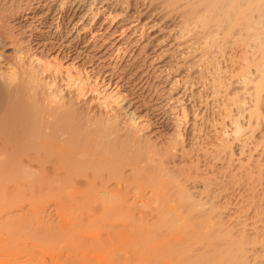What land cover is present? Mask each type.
Here are the masks:
<instances>
[{
    "label": "rangeland",
    "instance_id": "1",
    "mask_svg": "<svg viewBox=\"0 0 264 264\" xmlns=\"http://www.w3.org/2000/svg\"><path fill=\"white\" fill-rule=\"evenodd\" d=\"M261 15H264V0H0V19L10 31L6 48L0 47V51L9 57L0 60V73L16 75L31 61H34L32 66H37L41 71L49 61L52 65L60 64L79 72L88 88L91 85L95 89L110 86V90L120 93L125 101L112 111L117 113L118 118L108 123L109 128H115V132L111 130L115 135L123 131L120 133L126 142L129 140L126 134L129 133L139 140L142 138L135 141L137 143L138 140L142 146L143 142L148 143L143 149L141 147L143 155L147 152L145 155L153 156L148 157L149 160H156L154 163L147 160L140 164L142 167L145 163L142 168H146L145 172L152 166L155 169H148L153 171H147V174L156 173V177L152 175L146 181V178L135 175L141 168L137 169L139 162L133 165L135 153L137 155L134 145L117 153L120 166L115 173L123 174L129 184L124 179L115 178L114 171L109 169L111 164L106 163L110 157H102L104 164L110 167L102 165L103 161L94 157L101 159V147L96 150L92 145L90 149L93 148L94 153L87 148L91 154L85 147L78 148L76 151L80 150L81 157L87 156L92 162L81 158L86 164L82 170L74 164L76 169L70 162V170L73 171L75 167L74 170H79L81 174L71 171L75 174L72 176L74 179L70 178L71 175H65V181L69 178L68 181L71 179L81 185L87 184V179L92 176L84 169L89 170L94 160L98 168L107 167L104 175L102 168V174L97 172L106 182L102 185L105 190L103 188L101 193H69L70 190L51 193L48 189L54 182L49 181V187L45 188L42 182L39 183L43 171L39 172L37 161L31 163V168L25 165L22 157L18 162L13 159L14 162L12 160L9 165L10 161L1 158L4 161L0 166L4 169L0 168V173L3 170L0 176V264H264V126L256 125L253 121L251 124L248 121L240 124L243 132L250 131V135H247L253 144L249 145L251 149L245 148L243 159L237 163L240 155L231 138L222 143L220 141L221 144L211 142L209 125L211 122H221L224 114L216 113L213 97L204 93L207 71L217 64L214 62L212 65L211 62L218 61L222 52L228 57L230 55V60L239 61L236 62L238 67L233 59L228 64L220 59L222 66H228L226 69L230 74L235 75L240 71L243 61L247 60L250 66L253 64L251 68L254 62L258 64L264 53V16L262 18ZM233 62L236 70L231 65ZM229 67L233 70H229ZM44 75H40V84L46 90H41L42 93L48 90L49 94V98L43 96L44 100L63 102L66 98H73L74 91L70 90L71 94L65 90L60 79L55 80L52 87L50 84L54 78ZM232 87L228 88L230 95L228 93L227 99L231 97L237 100L241 88ZM61 96L65 99L62 100ZM95 97V94L87 93L79 105L84 109L83 115L93 113V117L89 116L91 121L97 118L96 113H103L95 105ZM198 97L203 98V105ZM90 102H93L92 105ZM247 104L250 110L254 108L253 111L249 110L252 114L259 110L257 113L264 119L262 102L257 110L256 103ZM228 112H231L229 108ZM231 113L234 115L235 112ZM195 116V128L204 134L205 139L208 137L210 143L204 141L203 137L197 139V132L193 135L186 126L193 123ZM239 119L241 121L242 118ZM134 123L142 126L143 131L137 128L138 132L135 133L129 129ZM88 128L92 129L91 124ZM113 134L109 136L114 138ZM208 143L216 146L211 148ZM3 147L9 152L13 149ZM27 150L24 153L26 159L32 155L31 158L37 159L38 152L44 151L41 149L36 154L37 149H32V153L30 149V153ZM62 150L64 148L61 153ZM48 151L51 152V149ZM86 152L87 155L82 156ZM51 155L48 160L51 159L50 164H54L52 162H56L57 154L56 157ZM129 159V164L124 163ZM21 160L25 164H20V167L18 164ZM87 164H90V168ZM96 165L90 171H96ZM97 170L100 171V168ZM37 173H41V177ZM82 173L84 176L89 173L90 177L86 178ZM97 173L95 176H98ZM161 177L167 180L166 183L161 181ZM54 186L59 185L54 183Z\"/></svg>",
    "mask_w": 264,
    "mask_h": 264
},
{
    "label": "bare ground",
    "instance_id": "2",
    "mask_svg": "<svg viewBox=\"0 0 264 264\" xmlns=\"http://www.w3.org/2000/svg\"><path fill=\"white\" fill-rule=\"evenodd\" d=\"M5 16V15H4ZM262 16V15H261ZM264 16V15H263ZM263 16H262V18H263ZM260 18V17H259ZM2 20L0 19V47L1 48H6L5 46H7V44H8V35H9V29H7V27L5 26V25H7V24H3L2 22H1ZM249 21V20H248ZM263 21V20H262ZM258 22V21H257ZM261 22V21H260ZM250 23V22H249ZM253 23V22H252ZM263 23V22H262ZM244 24V23H243ZM261 24V23H260ZM246 26V25H245ZM256 26V25H255ZM259 26V25H258ZM262 26V25H261ZM264 26V25H263ZM248 27V26H247ZM253 27V26H252ZM264 28V27H263ZM246 29V28H245ZM248 29V28H247ZM251 29V28H250ZM190 30V29H189ZM249 30V29H248ZM254 30V29H253ZM105 31V30H104ZM250 31V30H249ZM256 31V30H255ZM254 31V32H255ZM259 31V30H258ZM263 31H264V29H263ZM125 33V32H124ZM121 34V33H120ZM181 34V33H180ZM182 34H183V32H182ZM250 34V33H249ZM184 35V37H185V34H183ZM180 36H182V35H180ZM251 36H252V34H251ZM143 38V37H142ZM209 38V37H208ZM182 39V38H181ZM181 41V40H180ZM264 41V40H263ZM245 43V42H244ZM253 43V42H252ZM239 45V44H238ZM248 46V45H247ZM251 46V45H250ZM239 47V46H238ZM248 48V47H247ZM251 49V48H250ZM1 50V49H0ZM216 50V49H215ZM224 50V49H223ZM220 51H222V50H220ZM234 51V50H233ZM243 51V50H242ZM260 51V50H259ZM6 52V51H5ZM247 52V51H246ZM252 52V51H251ZM253 52H254V50H253ZM262 52H264V51H262ZM229 53V52H228ZM240 53V52H239ZM8 54V53H7ZM215 54V53H214ZM226 53L224 52V54H223V52L221 53V58L219 57L218 58V61H213V62H211V64L212 63H216L217 62V64H212V65H210V66H212V68L210 69H208V71L207 72H209L208 73V75H207V78H206V81L204 82V84H205V89L206 90H204V93H206V95L208 96V95H211L210 97H213V107L215 106L216 107V113H218V114H224V116L222 115V117L220 118L221 119V122H211L210 123V127L208 128V130H209V133H210V139H212V144H213V142L214 143H220V141H221V143H222V141L223 140H228L229 138H231L232 140H233V143H234V147L236 148V150H238L239 151V155L241 156H239V158H237L238 160H237V163H239V162H241V160L243 159V157H244V154H245V152H244V150H245V148H247V147H249V145H251V144H253V142H251V137H250V139H249V133H250V131H249V133H245V132H243V130L244 129H242L241 130V123L242 122H245V121H248V123H252V121L254 122V123H256V125L258 124H260V126L261 125H263L264 126V119L262 118V116H260V114H258L257 113V111H259V110H257V107H259V104H261V102L264 104V58H262L263 56H264V53L263 54H261L262 55V61L260 62V64H259V61H260V59L258 60V64H255V62H254V66H253V68H251V66L253 65H247L248 64V62H247V60L246 61H243V59H245L244 57H243V59L241 60V61H243L242 63H243V65L241 66V63H240V66H241V70L240 71H238L235 75H233L234 73H229L227 70L228 69H226V68H228V66L227 65H221L222 63H221V60H222V62L223 63H225V64H228V63H231L230 61H232V59L230 60V55H229V57L227 56V55H225ZM244 54H245V52H244ZM253 54V53H252ZM29 55V54H28ZM258 55V54H257ZM256 55V56H257ZM260 55V56H261ZM249 56V55H248ZM31 57V56H30ZM203 57V56H202ZM232 57V56H231ZM255 57V56H254ZM253 57V58H254ZM23 58V57H22ZM32 58V57H31ZM46 58V57H45ZM251 58V57H250ZM252 58V59H253ZM1 59H4V60H7V59H9V57L7 56V55H5L4 54V51H0V60ZM33 59H34V57H33ZM206 59V58H205ZM221 59V60H220ZM19 60H21V59H19ZM53 60H54V58H53ZM56 60V59H55ZM200 60V59H199ZM203 60V59H202ZM207 60V59H206ZM219 60H220V63H219ZM237 60V59H236ZM249 60V59H248ZM23 61H25V60H23ZM22 61V62H23ZM43 61V60H42ZM233 61L235 62V60L233 59ZM251 61V60H250ZM21 62V61H20ZM49 62V61H48ZM44 62L45 63V65L42 67V70L40 71L39 69H37L36 67H34V66H32V63H34V61L32 62L31 61V63L30 64H28L27 66L28 67H24L23 65L25 64V63H23L22 64V66L25 68H21V63L19 64V66H20V70L18 71V72H16L17 74L16 75H13V74H2V73H0V164L2 163L1 161L3 160V159H5V161H10V162H8V164H7V162L5 163V165L7 164V165H9V163H12L11 161L14 159V160H17V162H18V160H20L21 159V157H22V159L26 162V164H25V162H23V160H21L20 161V163L18 164L20 167H21V165L23 164H25L26 166L27 165H29L28 167H31L32 168V164H33V162H38L39 163V165L38 166H40V168L38 169V170H40L39 172H42L43 173V175L41 174V173H37L39 176H40V174L42 175V181H39V183L40 182H42V184H43V186H44V188L46 187V186H48L49 187V185H48V182L50 181V182H54V183H56V185H57V183H58V185L59 186H54V183H52L53 185H51L50 184V188L48 189V191H56L57 193H59V192H62V193H64V191L65 190H70L69 191V193L72 191H74L75 193H83L84 191L85 192H88V193H98V192H100V191H102V189L103 190H105V187L104 186H102V185H104L106 182H103V178H100L101 176V174H102V172H101V170L103 169L104 171H103V174L102 175H104V172L106 171L105 170V167L104 168H102V166L100 167L99 166V168H100V171H98L97 169H99L98 168V166L96 165V164H94V160H93V165L92 166H90L89 167V165L87 164V166L90 168L89 170L88 169H84L85 171L87 170L88 172H91L90 173V175L92 176V177H90L88 174H86L85 176H86V178H87V176H89L91 179H87V180H85V182L87 183V184H84V185H81V184H79V183H77L76 181H74V182H72L71 181V179H70V181H68L69 180V178L67 179L66 178V181H65V177H67L68 175H71L70 176V178H73L72 176H74L73 175V173L74 172H77L78 171V173L79 174H81L80 172H79V170H74V168L76 167V166H78V168H81V170H82V168L86 165L85 164V161L83 162V161H81V158L82 159H84V160H88V162L90 161V163L92 162L86 155H87V152L86 153H84L85 155H82V156H86L85 158L84 157H81V154L79 153L80 152V150H79V152L78 151H76V150H78V148H83V147H85L86 149L87 148H89L90 149V147H92V145L93 146H95L96 147V150H98V148L99 147H101L100 148V154H99V152H97L99 155H101L102 154V156H101V159L100 158H98V156H94V157H97L96 159H98L99 161H103L102 162V165L104 164V161H105V159L106 158H108V157H110V160H107L106 159V163L108 162V164H111V168H109L110 170L112 169L114 172V176H115V178L117 179V180H126L125 182H127V179H125V178H123V174H121V175H119L118 174V171L115 173V169H118L119 170V168H118V166H120V164H119V156H118V154L117 153H121L122 151L124 152L125 150H127V149H129L130 148V145H134V152H137V155H136V153H135V155H134V152L132 153V155H134L135 156V159L137 160V157L138 156H140L139 158H138V160L136 161L135 159H132V160H135L134 161V163H133V165L135 166V165H137V162H139V166L137 165V169H140L141 168V170L139 171H134V172H136L135 173V175L136 174H138V177L139 178H143V179H145L146 178V181H147V179H149V178H151L152 177V175H154V174H156V173H154V174H151V173H149V174H147V171H153V170H155V169H153L152 167V169L153 170H148L150 167V165L149 164H146V165H148L147 167H149L148 169H147V171L145 172V170H146V168L144 167V169L145 170H143L142 168H143V166H145V163L146 162H148V161H150V160H153V159H148V157L149 156H147V155H145L147 152L146 151H148L149 150V148L151 147V145L149 146V148L148 149H146L145 150V154L143 155V153H144V150H141V147H142V149H143V147L145 146V144H147L148 145V143H145L144 144V140L142 141L143 143V146L141 145V143L140 142H138V140H139V138H137L136 136H134L133 137V135H131L132 133H129V134H126V137H128L129 138V140L127 139V141L128 142H126V140H124L125 139V137H124V139L122 138V136H121V133H123V131H120V132H118L119 130H116V132H118L119 133V135L118 136H116L118 133H116V135L115 134H113L114 132H115V128L113 127V129L112 128H109V126H108V123H110V121L114 118L115 120L118 118L117 117V113L116 112H112L114 109H116V107H118L119 106V104H121V102H123V101H125L124 99H123V97L120 95V93H118L117 91L115 92L114 90H110V86H107V88L106 87H104V88H102V89H95V88H92L93 86L91 85L90 87L91 88H88L86 85H85V80L83 79V77H81V76H79V72L78 73H76V72H74V70L73 69H70V68H66L65 66H62V65H60V64H55V65H52L51 64V62ZM202 63L204 62V61H201ZM207 62V61H206ZM205 62V63H206ZM234 62L231 64V65H234ZM237 62V61H236ZM235 62V63H236ZM239 62V61H238ZM237 62V63H238ZM245 62V63H244ZM247 62V63H246ZM44 63H42V64H44ZM236 63V64H237ZM41 64V65H42ZM54 64V63H53ZM210 64V63H209ZM251 64V63H250ZM18 65V64H17ZM205 65V64H204ZM230 65V66H231ZM238 65V64H237ZM26 66V65H25ZM208 66V65H207ZM65 67V68H64ZM225 67V69H223ZM236 66L234 65V69L236 70V68H235ZM238 67H239V65H238ZM16 68V67H15ZM19 68V67H18ZM230 69L229 70H233L232 69V67H229ZM40 69H41V67H40ZM76 69V68H75ZM238 70H239V68H237ZM25 70V71H24ZM205 71V70H204ZM41 73L42 74H47V75H49L48 77H52V78H54V80H53V83H51L50 85H52V87H53V85H54V82H55V80H57V79H60V81L61 82H63L64 83V88H65V90H67V91H69L70 92V90H73L74 92H73V94H75L74 96H73V98H71V99H65V98H63L62 96V100H64L65 99V101H63V102H61V101H54V100H50V99H46V100H44L43 99V96H44V98L47 96V95H49L48 94V90L47 91H45V92H47V94L45 93H42L43 91L42 90H44L43 89V84L41 85L40 83H42V81H40L41 79H40V75H41ZM207 74V73H206ZM44 75V76H45ZM42 79H43V77H42ZM85 81H83V80ZM87 80V79H86ZM104 81V80H103ZM50 82V81H49ZM45 83V82H44ZM95 84V83H94ZM179 84V83H178ZM40 85L42 86V87H40ZM61 85V84H60ZM88 85V84H87ZM96 85V84H95ZM203 85V84H202ZM45 86H46V84H45ZM44 86V87H45ZM230 86L232 87V88H234V86H237V88L235 87V89H239V88H241L240 90V94H239V96L237 95V100H233L231 97V99L229 98V99H227V97L230 95V93L228 92L229 90H228V88H230ZM109 87V88H108ZM186 87V86H185ZM203 87V88H204ZM41 88H42V90H41ZM60 88V87H59ZM62 88V87H61ZM64 88H63V90H64ZM188 88V87H187ZM117 89V88H116ZM231 89V88H230ZM46 90V89H45ZM61 90V89H60ZM59 90V91H60ZM113 91H114V93H116V94H114L113 93ZM206 91V92H205ZM203 92V91H202ZM239 92V91H238ZM71 93V92H70ZM87 93H92V95L93 94H95L96 95V97L94 98L95 100H94V102H95V105L96 106H98L99 108H101L102 109V111H103V113H102V111H101V113L102 114H99L100 115V117L98 116V114L96 113L95 115H97V118L96 119H92L93 121H91L90 120V118H89V116L91 115L92 116V114L93 113H91L90 115H87L86 113V115H87V117H86V115L84 114L83 115V111H84V109H83V107L81 108L80 106H81V100L83 99V98H85V96L87 95ZM228 93H229V95H228ZM43 94V95H42ZM60 94V93H59ZM58 94V95H59ZM72 94V93H71ZM52 94H50V96H51ZM205 95V96H206ZM53 96H55V95H53ZM48 97V96H47ZM46 97V98H47ZM93 97V96H92ZM200 97V96H199ZM199 97H198V99H199ZM239 97V98H238ZM49 98V97H48ZM50 98H52V96L50 97ZM55 98L57 99V96H55ZM125 98V97H124ZM127 98V97H126ZM209 98V97H208ZM207 98V99H208ZM210 99L211 98H209V101H210ZM58 100H59V98H58ZM60 100H61V98H60ZM203 101V98L201 99H199V102H200V104H201V102ZM229 100V101H228ZM92 101V100H91ZM178 101H180V100H178ZM178 101L176 102V104L178 103ZM206 102H208V100L206 101ZM222 102V103H221ZM256 103L255 105H256V109L255 110H257V111H254V114H252L253 112H250V111H253V109L252 110H250L249 108L250 107H248L247 105V103ZM89 103V102H88ZM92 103L93 102H90V105H92ZM180 103V102H179ZM210 103H212V102H210ZM209 103V104H210ZM214 103H215V105H214ZM83 104V103H82ZM123 104V103H122ZM125 104V103H124ZM128 104V103H127ZM169 104V103H168ZM80 105V106H79ZM178 105V104H177ZM202 105H203V102H202ZM250 105V104H249ZM262 105V104H261ZM260 105V106H261ZM88 106H89V104H88ZM94 106V105H93ZM95 106V107H96ZM212 106V105H211ZM250 106H252V105H250ZM264 106V105H263ZM97 107V108H98ZM172 107V106H171ZM178 107V106H177ZM86 108H88V107H86ZM85 108V109H86ZM90 108V107H89ZM180 108V107H179ZM228 108H229V111H231V112H235L234 113V115H233V113H229L228 112ZM100 109V110H101ZM212 109V108H211ZM88 110H90L91 111V109H88ZM93 110H94V108H93ZM215 110V108L213 109V111ZM250 110V111H249ZM85 111H87V110H85ZM89 111V112H90ZM114 113H116V115L114 114ZM180 113V112H179ZM214 113V112H213ZM260 113V112H259ZM217 114V115H218ZM238 115V117H236ZM90 116V117H91ZM242 116V117H241ZM93 117V116H92ZM96 116H94V118H95ZM117 117V118H116ZM239 117L240 118H242L241 119V121H240V119H239ZM179 118V117H178ZM183 118H181V120H182ZM197 120V118H196V116L194 117V120H193V123H191V124H187L186 126H188V128L190 129V131L191 132H193V135L197 132V134H196V136H197V139H198V137H203L204 136V134H202L201 133V131L199 132V131H197V129L195 128V121ZM113 121V120H112ZM116 122V121H115ZM114 122V123H115ZM180 122V121H179ZM178 122V123H179ZM146 124H147V122H145ZM91 124V126H92V129H90V128H88V125H90ZM111 124H113V122H111ZM110 124V125H111ZM135 124V125H134ZM133 125L134 126H132L131 128H129V129H131L133 132H135V133H137L138 131H143V127L142 126H136V123H134ZM181 124V123H180ZM186 124V123H185ZM143 125H145V124H143ZM148 125V124H147ZM111 126H113V125H111ZM131 126V125H130ZM94 127V128H93ZM139 130H138V129ZM261 128V127H260ZM129 129H127V132H129ZM264 129V128H263ZM111 130H114V132L113 131H111ZM138 130V131H137ZM200 130V129H199ZM196 131V132H195ZM126 132V131H125ZM131 132V131H130ZM140 133V132H139ZM203 133H204V131H203ZM111 134H113L114 135V138H111L110 136H111ZM247 134H249V135H247ZM110 135V136H109ZM112 135V136H113ZM127 135H129V136H127ZM143 135V134H142ZM116 136V137H115ZM119 136H121V137H119ZM123 136H125V135H123ZM140 136V135H139ZM196 136H194V138L196 137ZM207 136H209V134H207ZM134 138V139H133ZM138 139L137 140V143H136V141H135V139ZM204 138V141L206 140L207 142H209L208 140H207V138L208 137H206V139H205V137H203ZM141 140H142V138H141ZM141 140H139V141H141ZM113 143V144H110V143ZM210 143V142H209ZM209 143L207 144V145H209ZM220 143V144H221ZM3 144V145H2ZM135 144L137 145L136 147H135ZM216 144H214L215 146H216ZM8 146L9 148L11 147V148H13L12 150H10L11 152H9L8 151V149L7 150H5L6 149V147H5V149H4V147L2 148V146ZM147 145H146V147L145 148H147ZM214 145H212L213 147H214ZM51 146L53 147V148H55V150H56V152H55V150L53 149V148H51ZM210 146V145H209ZM212 146H210L211 148H212ZM224 146H225V144H224ZM257 146V145H256ZM155 147V146H154ZM203 147V146H202ZM62 148H64V150H62V153H63V155H60V153H61V149ZM84 148V149H85ZM137 148H139V149H137ZM144 148V149H145ZM210 148V149H211ZM216 148V147H215ZM219 148H220V146H219ZM250 148V147H249ZM29 150L30 149V152L32 151V149H37V150H35L36 151V154H37V152L39 151V150H44V151H47V152H42V151H40V152H38V153H40V154H38V155H40V157L37 155V157L38 158H41V160L40 159H35V157L34 158H31V157H28L29 155L26 153L25 155H28L27 157H28V159H26V157H24V153H25V151L26 150ZM49 149H51V152H55V153H51V152H49L48 150ZM53 149V150H52ZM109 149V150H108ZM135 149H137V151L135 150ZM151 149V148H150ZM207 149V148H206ZM251 149V148H250ZM256 149V148H255ZM259 149V148H258ZM27 150V152L28 153H30L29 151ZM88 150V149H87ZM91 150V149H90ZM92 150H93V148H92ZM91 150V151H92ZM132 150V149H131ZM138 150H139V153H138ZM224 150H227L226 148L224 149ZM264 150V149H263ZM34 151V150H33ZM64 151V152H63ZM67 151H68V153H67ZM110 151V152H109ZM140 151H143V152H140ZM150 151H152V150H150ZM149 151V152H150ZM157 151V150H156ZM170 151V150H169ZM203 151V150H202ZM209 151V150H208ZM252 151V150H251ZM257 151V150H256ZM43 154H42V153ZM57 152H60V153H57ZM81 152H83L82 150H81ZM88 152H89V150H88ZM93 152V151H92ZM95 152V151H94ZM93 152V153H94ZM155 152V151H154ZM163 152V151H162ZM32 153V152H31ZM46 153H50L49 155L50 156H52L51 154H53V156L54 157H56L57 156V159H55L54 157V159L56 160V162L54 161V162H52V163H54V164H50V162H49V160H51V159H49L48 160V158L50 157L49 155H47V156H45V154ZM61 153V154H62ZM65 153H66V155H65ZM77 153H79V154H77ZM90 153V152H89ZM251 153V152H250ZM34 154V153H33ZM35 154V155H36ZM44 155L45 157H47V158H44V156H42V155ZM56 156H55V155ZM59 154V155H58ZM91 154V153H90ZM111 156H110V155ZM117 154V155H116ZM158 154V153H157ZM23 155V156H22ZM77 155H79V156H77ZM120 156H121V154H119ZM123 155V154H122ZM131 155V156H132ZM163 155V154H162ZM42 156V157H41ZM62 156V157H61ZM66 156V157H65ZM88 156H90V155H88ZM123 156H125V155H123ZM60 159H59V158ZM100 157V156H99ZM105 158V159H103V158ZM133 157V156H132ZM158 157V156H157ZM156 157V158H157ZM160 157V156H159ZM1 158H3V159H1ZM51 158V157H50ZM52 158V159H53ZM91 158V157H90ZM125 158V157H124ZM131 158V157H130ZM149 158H153V156H150ZM215 158V157H214ZM92 159V158H91ZM95 159V160H96ZM109 159V158H108ZM155 159V158H154ZM161 159V158H160ZM14 160H13V162H14ZM27 160V161H26ZM65 160H67L66 161V163H64V161ZM97 160V161H98ZM120 160H122V157L120 158ZM130 160L131 159H129L128 161H125L124 163H126V162H128V164H129V162H130ZM148 160V161H147ZM4 161V160H3ZM96 161V163H99V162H97ZM124 161V160H123ZM122 161V162H123ZM156 161V160H155ZM154 160H153V163L155 162ZM214 161V160H213ZM70 162L73 164H70ZM87 162V161H86ZM87 162V163H88ZM100 162V163H101ZM110 162V163H109ZM121 162V161H120ZM136 162V163H135ZM142 162H145L143 165H142V167L140 166V164L142 163ZM150 162H152V161H150ZM160 162V161H159ZM236 162V161H235ZM32 163V164H31ZM41 163V164H40ZM67 163H69L68 164V166H67ZM99 163V164H100ZM105 163V164H106ZM152 163V164H153ZM161 163H163V162H161ZM14 164V163H13ZM13 164H11V166L13 165ZM16 164V162H15V165H17ZM21 164V165H20ZM50 164V165H49ZM76 166H75V165ZM79 164V165H78ZM104 164V165H105ZM108 164H106L107 166H109ZM14 165V166H15ZM17 165V166H18ZM22 165V166H23ZM31 165V166H30ZM51 165H53L52 167H50ZM71 165L72 166H75V167H73V171L72 170H70V167H71ZM94 165H96L97 167V169H96V171L94 172H92V171H90V170H92V167H94L93 169H95V166ZM101 165V164H100ZM113 165H114V169H113ZM155 165H156V163H155ZM154 165V166H155ZM214 165V164H213ZM2 166V165H1ZM0 166V168L2 169L3 167H1ZM80 166V167H79ZM82 166V167H81ZM125 166H126V164H125ZM129 166V165H128ZM158 166V165H157ZM163 166V168H164V166L165 165H161V167ZM258 166V165H257ZM5 167V166H4ZM48 167H50V168H48ZM68 167H69V169H68ZM110 167V166H109ZM117 167V168H116ZM140 167V168H139ZM212 167V166H211ZM10 168V167H9ZM12 168H13V166H12ZM72 168V167H71ZM102 168V169H101ZM107 168V167H106ZM125 168V167H124ZM150 168V169H151ZM159 166H158V170H159ZM168 168V167H167ZM185 168V167H184ZM4 169V168H3ZM8 169V168H7ZM11 169V168H10ZM15 169V168H14ZM13 169V171L12 172H14L15 170ZM18 169H19V167H18ZM24 170L26 169V168H23ZM28 169V168H27ZM76 169H77V167H76ZM136 169V170H137ZM162 169V168H161ZM5 170H6V168H5ZM5 170H4V172H5ZM42 170V171H41ZM68 170H69V172H68ZM109 170V171H110ZM157 170V172H159ZM220 170V169H219ZM71 171L73 172V173H71ZM84 171V172H85ZM86 171V172H87ZM161 171V170H160ZM164 171V170H163ZM6 172H7V170H6ZM20 172H22V171H20ZM20 172H19V174H20ZM82 172V171H81ZM97 172H100L101 174H99V173H97ZM156 172V171H155ZM2 174H3V170H2V172H1ZM0 173V176L2 175ZM8 173H10V172H8ZM15 173V172H14ZM14 173H12V174H14ZM26 173H28V172H26ZM26 173H23V174H26ZM77 173V174H78ZM95 173V174H94ZM96 173L98 174V176H95L96 175ZM5 174V173H4ZM12 174H10V175H12ZM29 174V173H28ZM76 174V176L78 177V175ZM83 174V173H82ZM9 175V176H10ZM31 175V174H30ZM65 175H67V176H65ZM113 175V174H112ZM133 175V174H132ZM24 176V175H23ZM63 176H64V178H63ZM75 176V177H76ZM83 176H84V174H83ZM84 176V177H85ZM155 176V175H154ZM153 176V178L154 179H156L155 177ZM158 176V175H157ZM160 176H161V174H160ZM168 176V175H167ZM40 177H37V178H39L38 180H40ZM76 177V178H77ZM126 177V176H125ZM130 177V176H129ZM135 177V176H134ZM137 177V178H138ZM26 178H27V175H26ZM36 178V177H35ZM85 178V179H86ZM114 178V177H113ZM159 178V177H158ZM164 178V177H163ZM5 179V178H4ZM3 179V180H4ZM10 179V178H9ZM16 179H17V177H16ZM28 179V178H27ZM74 179V178H73ZM101 180V182L100 181H98V182H96L97 180ZM188 179V178H187ZM15 180V179H14ZM34 180V179H33ZM52 180H54V181H52ZM76 180V179H75ZM77 180H78V178H77ZM128 180H129V178H128ZM131 180V179H130ZM133 180V179H132ZM151 180V179H150ZM149 180V181H150ZM160 180V179H159ZM169 180V179H168ZM173 180V179H172ZM5 181V180H4ZM37 181V180H36ZM152 181V180H151ZM161 181H164V180H162V177H161ZM167 181V180H166ZM166 181H164L163 183H166ZM179 181V180H178ZM253 181V180H252ZM2 182V181H1ZM8 182V181H7ZM18 182V181H17ZM30 182V181H29ZM38 182V181H37ZM170 182H172V181H170ZM170 182H167V183H169L170 184ZM180 182V181H179ZM2 183H4V182H2ZM104 183V184H103ZM127 183H129V182H127ZM127 183H126V185H127ZM136 183V182H135ZM150 183V182H149ZM161 183V182H160ZM216 183V182H215ZM25 184V183H24ZM24 184H22V185H24ZM41 184V183H40ZM99 184V185H98ZM121 184V183H120ZM130 184V183H129ZM148 184V183H147ZM36 185V184H35ZM39 185V184H38ZM107 185V184H106ZM105 185V186H106ZM124 185V184H123ZM132 185V184H131ZM140 185V184H139ZM146 185V184H145ZM154 185V184H153ZM157 185H159V182L157 183ZM161 185H164V184H161ZM166 185V184H165ZM171 185V184H170ZM3 186V185H2ZM4 186H5V184H4ZM62 186V187H61ZM156 186V185H155ZM160 186V185H159ZM221 186V185H220ZM31 187V186H30ZM41 187H42V185H41ZM47 187V188H48ZM111 187V186H110ZM126 187H128V186H126ZM153 187V186H152ZM161 187H163V186H161ZM167 188H168V186H166ZM165 187V188H166ZM171 187V186H170ZM226 187V186H225ZM1 188V187H0ZM3 188V187H2ZM27 188V187H26ZM46 188V189H47ZM123 188V187H122ZM122 188H121V190H122ZM130 188V187H129ZM138 188V187H137ZM158 188V187H157ZM167 188H166V190H167ZM6 189H8V188H6ZM25 189V188H24ZM124 189V188H123ZM152 189V188H151ZM164 189V188H163ZM162 189V190H163ZM212 189V188H211ZM2 190V189H1ZM28 190V189H27ZM58 190H60L59 192H58ZM120 190V191H121ZM138 190V189H137ZM154 190V189H153ZM170 190H172V189H170ZM14 191V190H13ZM42 191V190H41ZM47 191V190H46ZM45 191V192H46ZM68 191L67 192H65V193H68ZM83 191V192H82ZM109 191H112V190H109ZM118 191V190H117ZM119 191V192H120ZM156 191V190H155ZM168 191V190H167ZM55 192V193H56ZM71 192V193H72ZM122 192V191H121ZM130 192V191H129ZM158 192V191H157ZM164 192V191H163ZM171 192V191H170ZM185 192V191H184ZM6 193V192H5ZM52 193V192H51ZM101 193V192H100ZM115 193V192H114ZM3 194V193H2ZM15 195V194H14ZM11 198V197H10ZM112 199V198H111ZM122 200V199H121ZM152 200V199H151ZM112 201V200H111ZM185 203V202H184ZM153 204V203H152ZM124 205V204H123ZM161 205V204H160ZM67 206V205H66ZM182 207V206H181ZM186 207V206H185ZM205 207V206H204ZM14 208V207H13ZM198 208V207H197ZM5 209H7V208H5ZM33 209V208H32ZM242 210V209H241ZM103 211V210H102ZM107 212V211H106ZM159 213V212H158ZM23 214V213H22ZM21 214V215H22ZM35 215V214H34ZM91 215V214H90ZM92 216V215H91ZM108 216V215H107ZM196 216V215H195ZM198 216V215H197ZM258 216V215H257ZM233 217V216H232ZM255 217V216H254ZM14 218V217H13ZM96 218V217H95ZM191 218V217H190ZM256 218V217H255ZM114 219H115V217H114ZM9 220V219H8ZM15 220V219H14ZM21 222V221H20ZM184 222V221H183ZM199 222V221H198ZM11 223V222H10ZM15 223V222H14ZM7 224V223H6ZM5 225V224H4ZM17 225V224H16ZM144 225V224H143ZM257 226V225H256ZM193 227V226H192ZM106 229V228H105ZM141 229V228H140ZM46 230V229H45ZM143 230V229H142ZM7 231H8V229H7ZM11 231V230H10ZM217 231V230H216ZM6 232V231H5ZM12 232V231H11ZM18 232V231H17ZM20 232V231H19ZM178 232V231H177ZM14 233V232H13ZM147 233V232H146ZM10 234V233H9ZM33 234V233H32ZM13 235V234H12ZM19 235V234H18ZM21 235V234H20ZM80 235V234H79ZM131 235V234H130ZM213 235V234H212ZM15 236V235H14ZM14 236H13V238H14ZM101 236V235H100ZM163 236V235H162ZM93 237V236H92ZM123 237V236H122ZM201 238V237H200ZM50 239V238H49ZM224 239V238H223ZM98 240V239H97ZM124 240V239H123ZM2 241H4V240H2ZM17 241H18V239H17ZM54 241V240H53ZM5 242V241H4ZM37 242V241H36ZM185 242V241H184ZM51 243V242H50ZM97 243H99V242H97ZM111 243V242H110ZM137 243V242H136ZM139 244V243H138ZM157 244V243H156ZM160 244V243H159ZM11 245V244H10ZM114 245V244H113ZM9 246V245H8ZM101 246V245H100ZM221 246V245H220ZM230 246V245H229ZM69 247V246H68ZM146 247V246H145ZM161 247V246H160ZM106 248V247H105ZM137 248V247H136ZM150 248V247H149ZM156 248V247H155ZM162 248V247H161ZM221 248V247H220ZM24 249V248H23ZM53 249V248H52ZM97 250V249H96ZM166 250V249H165ZM181 250H182V248H181ZM194 250V249H193ZM13 251V250H12ZM122 251V250H121ZM148 251V250H147ZM152 251V250H151ZM156 251V250H155ZM213 251V250H212ZM17 252V251H16ZM164 252V251H163ZM166 252V251H165ZM96 253V252H95ZM153 253V252H152ZM156 253V252H155ZM216 253V252H215ZM50 254V253H49ZM56 254V253H55ZM149 254V253H148ZM147 255V254H146ZM190 255V254H189ZM222 255V254H221ZM102 256V255H101ZM163 256V255H162ZM58 257H59V254H58ZM166 257V256H165ZM237 257V256H236ZM158 258V257H157ZM7 259V258H6ZM131 259H132V257H131ZM134 259V258H133ZM146 259V258H145ZM88 260V259H87ZM231 260H232V258H231ZM64 261V260H63ZM149 261V260H148ZM148 261H146V262H148ZM161 261V260H160ZM175 261V260H174ZM238 261H240V260H238ZM1 262V261H0ZM11 262V261H10ZM101 262V261H100ZM145 262V261H144ZM192 262V261H191ZM137 263V262H136ZM156 263V262H155ZM164 263V262H163ZM190 263V262H189ZM231 263V262H230ZM131 264V263H130ZM143 264V263H142ZM184 264V263H183ZM187 264V263H186ZM233 264H235V262L233 263ZM240 264V263H239Z\"/></svg>",
    "mask_w": 264,
    "mask_h": 264
}]
</instances>
